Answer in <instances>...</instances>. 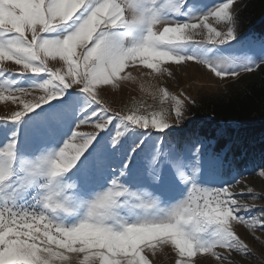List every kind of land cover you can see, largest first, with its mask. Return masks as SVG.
<instances>
[{
  "label": "snow or ice",
  "instance_id": "6c2138e0",
  "mask_svg": "<svg viewBox=\"0 0 264 264\" xmlns=\"http://www.w3.org/2000/svg\"><path fill=\"white\" fill-rule=\"evenodd\" d=\"M154 4L155 0H135L134 3L128 0H0V60L13 62L20 69L13 73L20 75L48 73L51 80L61 86V93L75 88L100 106L97 112L91 114L97 117V131L79 137L82 143L74 148V155H69L65 147H60L54 155L42 156L28 164L29 176L23 183L31 184L37 176L48 178V183L42 185L48 192L38 201L41 210L0 208V264H73L74 260H78L79 264H150L146 255H142L145 249L155 252L157 246L168 243L176 251V264H184L185 254L191 257L196 253L214 257L217 264H234L229 255H221L217 251L222 249L226 253L248 254L247 246L234 231V225H243L250 231L257 228L264 231V211L258 212L255 217L240 215L254 206L241 203L237 194L230 191V185L202 189L193 184L187 197L164 211L162 216L137 219L131 224L121 221L118 226L112 227L106 221L114 218L113 209L120 206L116 198L126 192L116 190L119 185L114 178L109 190L88 204L86 216L75 226L65 227L55 223L46 214L55 213L58 209L69 211L54 198L60 186L53 183V178L73 169L81 155L92 147L99 131L107 128L113 118L138 125L146 133L162 132L179 126L185 119L184 113L188 110L185 101L195 104L186 95L183 100L169 96L174 101L172 113L175 123L168 122L169 112L163 105L161 112L154 114L151 120L135 114L109 112L101 103L100 93L106 91L102 86L118 87V78L123 79L120 74L127 64L140 60L150 69H156L161 61L179 63L194 60L209 66L217 77H236L240 71L252 72L260 67L245 66L228 71L224 62L206 61L174 51L185 43L222 44L234 39L236 17L230 11L232 0H224L210 13L193 19L195 23L164 21L160 17V9L151 6ZM210 18L214 22H224L227 32L211 27L208 23ZM64 25L65 34L62 37L45 38L44 33ZM140 27L144 28L145 34L128 47L112 31ZM198 29L207 33L204 41L192 39ZM49 57H58L62 67L55 71L49 69L45 62ZM261 63L264 64V61ZM5 72L9 71L0 69V74ZM50 83L45 81L28 89L0 88V99L10 100L20 109L2 121H18L27 112L52 99L55 93L49 94ZM34 92L42 94L33 96L31 101L26 99ZM164 94L168 95L166 91ZM89 120L90 117H85L79 123H88ZM72 135L77 134L73 132ZM122 135L121 131L114 134L111 141L113 147ZM14 147L13 140L0 149V182L11 174ZM155 163L154 156L150 167ZM127 166L128 161H125L124 168ZM120 174L123 175V171ZM195 174L193 169V178ZM179 176L182 181H189V176L183 172ZM136 206L147 210L154 207L155 202L140 201Z\"/></svg>",
  "mask_w": 264,
  "mask_h": 264
},
{
  "label": "rangeland",
  "instance_id": "374dc122",
  "mask_svg": "<svg viewBox=\"0 0 264 264\" xmlns=\"http://www.w3.org/2000/svg\"><path fill=\"white\" fill-rule=\"evenodd\" d=\"M128 2L134 3L135 0ZM223 2L224 0H155V4L151 6L160 9V17L164 21L195 23L193 19L210 13ZM167 4L171 7H162ZM238 7L239 2L232 0L230 11L235 14ZM208 23L216 31L227 32L224 22H214L210 18ZM65 27L66 25L58 26L52 32L44 33V36L60 38L65 34ZM112 31L122 38L125 47L138 42L145 34L143 27L131 30L116 28ZM206 35V32L198 29L192 39L204 41ZM174 51L181 55H195L206 61L224 62L227 70L233 71L245 66L255 67L264 61V36L259 38L235 36L234 39L222 44L185 43ZM45 62L53 71L62 67L58 57L56 59L49 57ZM0 69L9 71L0 74V88L28 89L37 87L45 81H51L49 94L55 93L52 99L27 112L18 121H2L13 111L20 109L10 100L0 99V149L9 142L15 141L11 174L5 181L0 182V203L10 206L21 205L22 202L28 201L31 195L34 197L32 201L36 199L38 202L48 192L47 188L42 187L48 183V178L37 176L31 184L23 183L29 176L28 164L42 156L54 155L60 147H65L69 155H74V148L82 143L79 137L97 131L95 128L97 117L91 114L97 112L100 106L81 90L70 88L61 93L59 91L61 86L51 80L48 73L28 72L23 75L13 73L20 69L7 60H0ZM244 73L247 72L240 71L236 77L230 75L217 77L209 66L194 60L179 63L174 60L161 61L156 69H150L146 63L137 60L135 63L127 64L122 70L120 75L123 79L118 78V87L102 86L106 91L100 93V99L109 112H118L121 115L135 114L145 116L149 120L154 114L161 112V106L156 105H163L169 112L168 122L175 123L172 113L174 101L170 100L169 96L183 100L186 95L195 101L201 95L223 92L231 82ZM165 91L168 95L164 94ZM41 94L34 92L26 99L31 101L33 96ZM138 98H146L147 103L138 105ZM185 104L187 108L191 105L187 101ZM85 117H90L89 122L80 124L79 122ZM184 117L187 118L186 112ZM181 126L182 123L179 126L169 127L166 131L178 130ZM117 131H121L123 135L113 147L111 141ZM164 131L146 133L138 125L113 118L107 128L99 131L92 147L81 155L73 169L53 178V183L60 186V191L54 198L69 211L58 209L55 213L46 212V214L55 223L65 227L75 226L86 216L88 204L108 191L114 178L119 185L116 190H126V192L116 198L120 206L113 209L114 218L106 221L108 226L112 227L118 226L121 221L131 224L137 219L162 216L164 211L187 197L193 184L202 189H219L230 185V191L237 194L241 203L254 206L247 212L239 213L240 215L255 217L259 215L258 212L264 211V208H261L264 207V175H261L264 169L254 175L241 176L230 184L220 183L218 180L210 184L205 179V175L198 173L197 167L192 162L184 159L181 152L173 150L175 146L170 152H162L159 140L152 141V137L153 139L156 137L155 134L167 135ZM73 132L77 135L73 136ZM152 132L156 133L149 138ZM139 133L142 135L138 136ZM145 139L147 140L144 141ZM158 144L155 151L154 147ZM144 150L147 155L145 158H143ZM154 156L156 163L150 167V161ZM136 159L140 161L135 162ZM125 161H128L127 168H124ZM193 169L196 172L194 178ZM121 171L123 175L120 174ZM180 172L189 176V181H182ZM240 193L243 195L239 196ZM140 201L148 203L154 201L155 206L147 210L137 207ZM39 205L41 208L40 203ZM234 231L247 246L248 254L226 253L222 249L217 251L221 255H229L234 264H264V231L259 228L250 231L243 225H234ZM142 255H146L150 264H176L177 259L176 251L170 243L157 246L155 252L145 249ZM73 264H79V261L74 260ZM184 264H217V262L208 254L196 253L191 257L185 254Z\"/></svg>",
  "mask_w": 264,
  "mask_h": 264
},
{
  "label": "trees",
  "instance_id": "16d2710c",
  "mask_svg": "<svg viewBox=\"0 0 264 264\" xmlns=\"http://www.w3.org/2000/svg\"><path fill=\"white\" fill-rule=\"evenodd\" d=\"M237 1L235 36H264V0ZM258 65L231 82L223 92L199 96L187 108V118L178 130H165L167 135L152 137V141L161 143L154 150L159 146L162 152H170L175 146L173 150L192 162L210 184L215 180L230 184L241 176L263 170L264 64Z\"/></svg>",
  "mask_w": 264,
  "mask_h": 264
},
{
  "label": "built area",
  "instance_id": "2783aa9c",
  "mask_svg": "<svg viewBox=\"0 0 264 264\" xmlns=\"http://www.w3.org/2000/svg\"><path fill=\"white\" fill-rule=\"evenodd\" d=\"M138 105H144L147 103L146 98H138ZM156 106H161V105H156ZM10 207L13 210H20V211H40L41 208L39 207V203L37 201H29L27 203L24 204H18L17 206H10L9 204H0V208L3 207Z\"/></svg>",
  "mask_w": 264,
  "mask_h": 264
}]
</instances>
